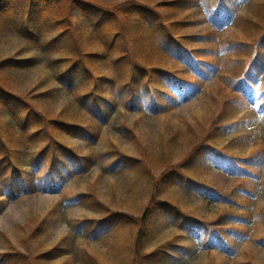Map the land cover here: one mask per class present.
Wrapping results in <instances>:
<instances>
[{"label": "rangeland", "instance_id": "374dc122", "mask_svg": "<svg viewBox=\"0 0 264 264\" xmlns=\"http://www.w3.org/2000/svg\"><path fill=\"white\" fill-rule=\"evenodd\" d=\"M138 1L156 11L158 37L165 38V43L171 42L168 44L170 49L173 46L177 49L171 52L178 57L168 53L166 60H160L155 54L154 67L165 68L164 71L181 76L188 84L201 85L199 93L183 101L184 94L179 96L178 90L170 84L161 87V82L166 79L157 75L158 78L153 77L151 71L141 87L149 90L150 95L142 100L137 98L138 94L128 97L130 92L126 93L124 89L120 91L121 97L109 95V99L119 101L121 107L108 126L98 130L99 146L97 143L90 146L84 137L80 139L63 133L59 138L62 140L52 148L56 150L61 146L63 152H66L63 147L72 148L79 152L78 158L86 155L95 164L89 168L84 166L85 161L78 159L77 164L71 167L80 166L84 173L68 178L67 174L73 169L68 165L64 169L58 163L63 154L55 151L56 156L48 154L47 161L51 165L59 164L61 175H66L64 183L52 185L36 180L40 187L47 188L23 192L9 200L0 196V252L12 246L30 258L28 263L17 257L4 264H80V261H73L74 256H80L87 263L93 259L103 261L108 256H101L98 252H109L116 260L127 259L139 264L141 258L133 257L137 252L149 253L161 247H167V251L177 247L194 248L195 242L188 233L181 232L177 226H170L164 203L172 205L170 217H196L210 227L220 229L230 239L231 255L200 251L194 260L186 264H264V186H258L260 177L264 184V115L261 117L255 104H247L235 89V81L240 75L237 71L245 67L242 60L250 59L255 50L260 52L261 42H264V0H250L245 5L243 0H231L229 8L232 11L228 14H218L219 8L213 5L214 0ZM105 2L120 4L125 0ZM173 2L175 4L171 6ZM25 3L26 0H16V15L0 20L3 27L0 30V61L28 47L26 41L16 34ZM161 3H168V6H160L163 5ZM72 21L82 26L85 23L79 15ZM226 47L230 49L227 53ZM185 49L187 53H184ZM22 54L33 56L35 52L28 49ZM58 57L54 54L43 58L32 74L18 73L2 78L0 71V86L16 92H22L27 87L28 90H35L34 94L51 89L53 81L50 78L55 73L53 66ZM209 65H213L212 70L208 69ZM188 67L202 71L206 80L193 75ZM132 79L125 80L124 85L131 83ZM152 79L160 83L153 84ZM44 80L46 86L36 89L35 86ZM134 83H131L132 87ZM132 87L126 88L129 90ZM135 89L139 92L138 88ZM116 90L110 86L112 94ZM125 101L143 102L145 105L150 101L154 104L152 111L159 105L163 110L154 114L125 111ZM91 102L92 106L98 105L93 99ZM65 106L69 105L63 103L62 98L58 104L48 100L43 105H37L43 114L55 115L56 110ZM61 116L90 128L96 136L97 125L92 116L83 113ZM69 130L70 127H66V131ZM210 146L240 160L247 159L240 162L256 177L237 180L217 164H207V160L210 163L222 162L211 152H205ZM131 155L140 161H136L139 168L126 175L115 176L104 171L121 157ZM16 157L22 160L20 156ZM47 161L43 163L42 160L33 167L23 169L22 175L17 176L15 181L20 182V177H25L30 187L35 182L33 179L44 178L48 173L50 166ZM138 178L156 187L157 196L153 199L159 200V207L164 210H154L145 223L140 217L143 213L141 209L135 212L134 224L121 226L109 236L99 232L97 236L101 237L96 240L74 237L73 227L78 229L85 220L98 225L102 217L108 215L107 212L126 211L129 201L139 200L140 193H135L131 200L126 197V189H136ZM5 183H0V195L5 192ZM183 183L209 185L222 192L225 198L212 196L214 200L208 201L202 196L188 195L181 186ZM83 194H87L82 197L84 200L77 199ZM150 198V192L144 194L140 198V207L149 205ZM234 217H239L241 221ZM84 226L81 228L84 233L100 231L87 224ZM145 228L148 235L139 240L137 230ZM242 235L249 238L241 242ZM60 246L61 252L58 250L51 256L36 258L40 253ZM141 263L153 264L144 260Z\"/></svg>", "mask_w": 264, "mask_h": 264}, {"label": "trees", "instance_id": "16d2710c", "mask_svg": "<svg viewBox=\"0 0 264 264\" xmlns=\"http://www.w3.org/2000/svg\"><path fill=\"white\" fill-rule=\"evenodd\" d=\"M246 1L247 4L250 0ZM15 2L16 0H0V20L2 18L11 19V16L16 15ZM103 2L104 0H26L23 11L20 13L22 22L17 28L16 34L26 41L28 47L20 49L14 55L0 61L1 77L9 78L18 75V73L28 72L32 74L43 58L54 54H58L59 57L53 66L55 73L50 78L53 81L51 89L40 90L34 94L35 90H28L27 87H24L22 92H16L15 90L7 91L0 86V183L6 181L5 192L0 196H3L5 200L14 199L23 192L42 191L47 188L46 186L40 187L36 180L52 185L64 182L66 175L64 177L61 175L58 163L65 169L67 165L71 167L77 164L78 159H81L86 163L84 166L93 167L95 164L93 159L81 154V157L78 158L79 152L72 148L63 147L66 150L63 152L61 146L56 150L55 147H52L56 145V142L62 140L59 138L63 133L80 139L84 137L90 146L93 147L95 143L99 146L98 130L106 128L121 107L120 102H112L109 95L113 98L121 97L120 91L124 89L126 93L130 92L128 97L138 94L137 98L142 100L146 95H150V92L148 94L149 90L141 87L144 86V79L151 71L153 77L158 78L157 76H159L166 79L161 82V87L170 84L178 90L179 96L184 94V101L199 93L201 85L198 87L193 83L188 84L186 79L181 76L172 75L170 72L164 71L165 68L162 70L154 67L155 54H158L160 60H166V57H169L168 53L178 57L175 52H171L177 50L176 47L173 46L170 49L168 44L171 42L165 43V38L158 37L156 32L158 27L155 21L156 11L144 7L146 5L138 0H125L120 4ZM174 4L173 2L170 5ZM213 5L219 8L218 14H228L232 11L229 8L232 5L231 0H214ZM103 6L114 9L109 10ZM160 6H168V3ZM78 15L85 22L84 26L77 25L72 21V18H76ZM43 22L46 24L43 25ZM70 25L74 28H71ZM2 29L3 27L0 25V30ZM28 49L31 51L33 49L35 54L33 56L22 54ZM228 51L230 49L225 52ZM187 52L188 50L185 49L184 53ZM239 54L245 56L243 52H239ZM134 55H136L135 61L133 60ZM242 61L245 63V67L237 71L240 75L235 81V89L247 104L255 103L256 111L262 117L264 115V42H261L260 52L255 50L250 59ZM242 61L238 62L242 64ZM209 67L208 69H213V65H209ZM188 69L193 75L203 79L202 81L206 80L202 71H197L192 67H188ZM133 77L134 79H132ZM127 79H132L131 83L135 82L133 87L131 83L124 85V81ZM152 82L153 84L154 82L160 83L153 79ZM44 86H46L45 80L40 81L35 88L43 89ZM110 86L117 88L113 94L110 91ZM126 87H132V89L128 90ZM134 87L138 88L139 92ZM36 95L38 97L34 98ZM140 95L144 96L140 97ZM61 98L63 103H68L69 106L56 110V115L43 114L37 107L48 100L50 103L58 104ZM91 99L98 105L92 106ZM152 106L154 104L150 101L146 102V105L143 102L125 101L123 109L151 114L163 110L162 105H159L155 111H152ZM80 113L86 114L88 117L90 115L96 120L97 127L94 131L97 133L96 136L92 134L90 128L61 116ZM66 127H70V130L66 131ZM55 151H61L63 156L57 164L51 165L47 161V156L48 154L56 156ZM205 152H211L218 157L217 160H222V162L215 161L214 163L237 180H249V177H256L240 162L247 159L240 160L211 146ZM16 156H20L22 160L20 161ZM42 160L43 163L47 161L50 166L44 178L33 179L35 182L30 187H28L25 177H20V182L15 181L17 176L22 175L23 169L33 167ZM136 161L140 162L133 155L121 157L112 167H107L104 171L108 172V175H126L125 173L139 168L140 165ZM207 161V164L210 165L209 160ZM71 168L73 170L67 174L68 178L81 172L84 173V169H81L80 166ZM181 186L185 188L188 195L202 196L208 201L214 200L212 196L220 199L225 198L222 192L206 184L183 183ZM258 186H264L261 177ZM155 190L156 187H152L146 182L143 183L141 178H138L136 189H126V192L128 191L126 197L131 200L135 193H140L141 198L150 192L151 203L149 205L144 208L140 207V198L133 202L129 201V204L125 206L126 211L107 212L108 215L102 217L98 225L93 224V221L85 220L78 229L73 227L74 237L96 240L101 237L97 236L99 232H104L109 236L113 230L116 229V232L121 226L134 224L135 212L141 209L143 213L140 217L147 223L154 210H164L159 207L160 201L153 199L154 196H157ZM86 196L87 194H83L80 195L81 198L77 199L84 200L82 197ZM164 204L167 206V221L170 226H177L181 232L188 233L191 240L195 242L194 248L177 247L167 251V247H161L149 253L137 252L133 257L153 264H186L187 261L194 260L200 251L231 255L233 250L230 239L220 229L210 227L196 217L185 218L184 215L170 217L173 210L172 205ZM234 218L241 221L239 217ZM247 222L251 223L249 220ZM85 224L88 227L98 228L97 230L100 231L84 233L81 228H85ZM146 230V228L143 231L137 230L139 240L148 235ZM241 237V242L249 238L245 235ZM15 249L10 246L0 252V264L17 257L26 263L30 261V258L22 251ZM58 250L61 252L62 246L40 253L36 258L51 256ZM98 253L101 256H108L103 261L93 259L87 263L76 255L73 261H80V264H137L131 263L127 259L116 260L109 252ZM95 261L97 263H94ZM141 261L139 264H142Z\"/></svg>", "mask_w": 264, "mask_h": 264}]
</instances>
